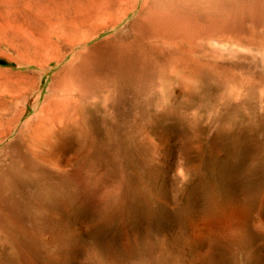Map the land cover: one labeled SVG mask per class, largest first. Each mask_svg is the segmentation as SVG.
<instances>
[{"label":"rangeland","instance_id":"obj_1","mask_svg":"<svg viewBox=\"0 0 264 264\" xmlns=\"http://www.w3.org/2000/svg\"><path fill=\"white\" fill-rule=\"evenodd\" d=\"M123 1L0 0V121L52 104L45 204L16 172L0 264H264V0H180L147 24ZM77 24L106 42L57 104L71 59L46 64Z\"/></svg>","mask_w":264,"mask_h":264},{"label":"bare ground","instance_id":"obj_2","mask_svg":"<svg viewBox=\"0 0 264 264\" xmlns=\"http://www.w3.org/2000/svg\"><path fill=\"white\" fill-rule=\"evenodd\" d=\"M124 1H126V3L129 4L132 10H135L137 9V7H139L137 11L138 13L136 16V21H139V23L141 22V24H147L151 22L153 19H157V18L166 20V19L172 18L171 16H175L179 14V13H176V11L178 10V8H180V6L178 5L180 0H124ZM103 15L104 14L91 16L89 19V22L97 23L103 19ZM81 28L82 27H80L79 25L75 28L76 32L73 34V38H72L69 50L66 52L56 53L57 54L56 58L49 60L48 64H46L47 68L50 69L51 68L50 65L52 63H54V66H57V65H60L61 62L66 61L67 58H69V60L71 59L70 62L65 63L61 67L64 77L57 80V83L55 84L56 85L55 87H57L56 94L58 92V94L60 93L61 95V98L59 97V99H57L59 96L58 95L57 98L55 99L57 104H59L60 103L59 101L63 99H67V98L71 99L70 97L71 91L68 88V84H69L68 82L72 81V77H74L75 74L81 73L82 70L84 69L85 61L87 60V53L91 49L97 48L100 45L102 46V44L106 42V41H101V40L97 42H93V41L96 38H98L100 34L104 33L107 30L108 28L107 26L106 27L104 26V28H102L101 30H96L92 34L86 33ZM55 77L56 76H54V78ZM26 87L29 88L28 85H26L22 87V89L20 90L19 98L21 99V101H24L25 95L27 94ZM53 96L51 95V97ZM49 100L51 101V99L46 98L44 100V103L40 107H38L37 113L34 116L33 123L30 120H28L25 123L23 122L24 124L22 126L20 124L21 127H18V121L21 118L23 111H24L23 108H19V109L16 108L17 110L15 111V113L12 114V116L9 119L0 121V193L3 192V194H5L9 192L12 187H14L15 189V186H14L15 177L13 175H15L16 172L20 171L23 174V176H27V177L29 176L28 178H30L34 182V184H37L36 187L39 193V208L41 209L43 208L45 204L44 195H46L47 188H46V180L43 174V170L39 166V160L41 156V152L39 150L40 149L39 143L41 140V135L46 130V123L48 122V120L50 122L49 115H51L50 109H51L52 104ZM61 103L63 104L64 102H61ZM54 119L56 118L54 117ZM53 124H54V120H53ZM53 124L51 123V126ZM10 136L12 137V139H8ZM14 170H15V173H14ZM2 196L4 195H1V197ZM6 206H8V204Z\"/></svg>","mask_w":264,"mask_h":264}]
</instances>
